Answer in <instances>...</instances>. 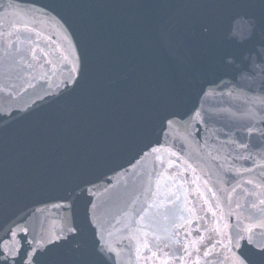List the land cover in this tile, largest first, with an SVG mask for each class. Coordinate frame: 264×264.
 Instances as JSON below:
<instances>
[{"label": "water", "instance_id": "obj_1", "mask_svg": "<svg viewBox=\"0 0 264 264\" xmlns=\"http://www.w3.org/2000/svg\"><path fill=\"white\" fill-rule=\"evenodd\" d=\"M261 2L0 0V30L5 32L0 37V112L5 113L0 115V226L27 215L35 234H54L62 227L65 213L53 205L75 199L79 224L86 202L92 199L102 242L116 253L117 264H137L136 249L144 252V242L175 251L182 245L194 249L217 240L223 245L213 251L222 255L210 257L209 264H227L224 245L229 231L234 235L243 226L237 220H243L241 213L257 212L247 204L264 198V187L245 183L249 179L264 183V167L260 166L264 148L255 153V161L245 160L237 157L248 155V150L224 142L225 132L232 139L244 140L238 129L249 121L222 113L242 115L249 107L242 103L243 94L258 92L261 80L259 75L237 74L225 57L231 59L230 54H235L238 63L251 46L245 43L250 21L257 26L255 40L262 38ZM97 19L112 22L121 44L120 61L104 83L122 88L143 81L142 91L151 98L179 91L176 110L194 126L201 119L194 116L197 110L201 116L213 115L210 131L201 132L199 144L185 141L178 128L162 135L158 122L147 130L139 125H99L91 131L86 130L87 122L75 123L81 108L63 94L72 92L65 82L74 75L72 61L82 51L86 24ZM25 25L34 31L25 30ZM201 25L210 31L202 35ZM9 31L14 33L11 39ZM32 48L37 55L43 49L55 67L33 61L29 69L9 56L18 50L27 58ZM97 56L93 51V59ZM253 144H257L255 137ZM148 146H158V150L140 155ZM173 152L180 155L179 160ZM189 163L195 172L187 167ZM250 167L253 170L247 171ZM92 185H96L94 195L80 192L79 186ZM148 204L153 207L145 227L136 220ZM237 204L244 208L237 209ZM225 223L231 227L225 228ZM185 233L190 235L186 238ZM79 239L91 247L95 237L90 230ZM194 260L195 256H186L184 264H194ZM138 264L154 261L142 258Z\"/></svg>", "mask_w": 264, "mask_h": 264}, {"label": "snow or ice", "instance_id": "obj_2", "mask_svg": "<svg viewBox=\"0 0 264 264\" xmlns=\"http://www.w3.org/2000/svg\"><path fill=\"white\" fill-rule=\"evenodd\" d=\"M91 6V5H89ZM261 11L264 14V0H262ZM58 22L63 24V21L57 17ZM251 32L246 38L245 43H250L251 46L241 55L239 62H236L235 54H230L231 59L227 63L233 64L237 74H247L252 77L259 75L261 77L259 91L252 90V95L243 94L242 103L249 105L246 111L237 116L235 113H228L224 110L222 115L230 116L233 120L246 119L249 123L242 129H238V133L242 131L244 140L232 139L228 132L223 133L226 137L225 143L238 144L239 148L248 150V155L237 157L239 159L255 161V153H259L261 148H264V25L260 27V40H255L257 36V26L254 21H250ZM17 32L20 27L12 25ZM201 34H207L210 29L207 25H201ZM27 31L34 29L24 26ZM5 32L0 30V37L4 36ZM14 33L7 32V36L11 39ZM37 36L40 34L37 32ZM235 39V37H233ZM14 43V41H13ZM12 45L10 44L9 47ZM93 51L98 53L96 59H93ZM63 55V54H62ZM9 56L15 60L16 64L23 65L25 68H31L32 62L36 61L55 67L53 61L44 53L43 49L37 55L36 48L30 50V55L26 58L20 54L18 50L9 53ZM121 58V44L119 34L115 30L111 21L106 19H97L86 24L85 39L82 46V51L75 55L72 61L73 76L65 82L66 88H71L72 92L63 93L70 97L71 102L78 104L81 108L79 117L75 123L87 122V131L94 130L99 125H111L121 127L127 125L132 127L139 125L147 130L153 122H158L162 135L168 130L178 128L182 130L185 141L200 142V134L203 130H209V121L213 119L212 114H204L201 116L200 111H196L194 116L201 117L197 120L196 125L192 124L191 119H185L176 110L177 103L176 93H162L158 98H151L142 91L143 81H136L126 87L113 88L104 83L112 68L118 65ZM63 59L68 61L69 57L63 55ZM30 74V73H29ZM30 87H35L30 84ZM77 89L79 94L77 95ZM229 97L232 92L227 93ZM43 99V97H42ZM237 99H241L238 95ZM5 113L0 112V115ZM10 115V113H8ZM217 133V139H219ZM253 137L256 138L257 144H253ZM206 143V141H205ZM159 146V142H158ZM158 146H148L147 150L142 149L140 155L146 154V151L155 152ZM183 152V149H182ZM177 160L180 155L176 152L172 153ZM264 167V164L260 165ZM195 172V168L191 163L187 165ZM253 168H248L247 171H252ZM247 184H254L255 187H264V183L255 184L254 180L245 181ZM80 192L85 195L93 193L92 186H79ZM107 191V188L105 189ZM211 191V189H209ZM235 191V189H233ZM75 197V193H73ZM215 198V193L213 192ZM139 196L136 197V200ZM231 197L229 196V200ZM136 200L132 203L135 204ZM171 202V198H170ZM207 203V201H205ZM264 198L257 202L247 204L248 209H256L257 212L249 211L243 215V220L237 217V220L242 227H238L233 235L229 231L227 235V243L224 245L228 252L227 264H264ZM64 211L65 215L62 220V227L54 234L37 235L29 227V216L25 215L19 218H12L6 226H0V264H108L111 260L113 264H117L115 260L116 253L112 248L102 242V233L100 224L95 217L94 210L96 204L94 200L89 199L86 202L83 219L81 223H76L75 207L76 202L73 198H65L59 203L53 205ZM153 207L148 204L138 213L136 223L143 222L145 227L149 226L151 217L148 215ZM237 209L244 208L243 205H236ZM212 216L217 215L211 207L208 209ZM231 215V214H230ZM225 228H230V224L225 223ZM92 231L95 239L91 247L81 242L79 238L85 237L89 231ZM201 229L197 228V232ZM217 234L219 228L216 229ZM190 233H185L187 238ZM158 239V238H157ZM199 239L203 240V236ZM211 240V237L209 238ZM15 240V243L12 241ZM218 244L223 245V241L217 240L209 244L190 248L182 245L175 251L167 248L161 249L159 245H152L144 242L141 246L144 252L140 251V247L136 249L137 264L140 259L152 260L154 264H184L185 257L195 256L194 264H200V260H204V264H209V258L213 255H222L215 253L213 250ZM223 264V262H221Z\"/></svg>", "mask_w": 264, "mask_h": 264}]
</instances>
